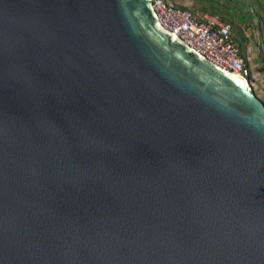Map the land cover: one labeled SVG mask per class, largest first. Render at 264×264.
<instances>
[{
  "label": "water",
  "instance_id": "95a60500",
  "mask_svg": "<svg viewBox=\"0 0 264 264\" xmlns=\"http://www.w3.org/2000/svg\"><path fill=\"white\" fill-rule=\"evenodd\" d=\"M0 264H264V104L147 0H0Z\"/></svg>",
  "mask_w": 264,
  "mask_h": 264
},
{
  "label": "built area",
  "instance_id": "2783aa9c",
  "mask_svg": "<svg viewBox=\"0 0 264 264\" xmlns=\"http://www.w3.org/2000/svg\"><path fill=\"white\" fill-rule=\"evenodd\" d=\"M159 26L187 44L198 56L216 67L240 76L245 82L249 69L229 39V28L217 16L192 13L166 0H147Z\"/></svg>",
  "mask_w": 264,
  "mask_h": 264
},
{
  "label": "rangeland",
  "instance_id": "374dc122",
  "mask_svg": "<svg viewBox=\"0 0 264 264\" xmlns=\"http://www.w3.org/2000/svg\"><path fill=\"white\" fill-rule=\"evenodd\" d=\"M174 5L194 8L199 0H166ZM221 2H226L220 0ZM239 2L238 0H236ZM251 0H243L234 15H227L233 28L243 37V54L249 64V75L246 80L255 96L264 104V2L261 9L255 11L249 5ZM230 4L234 0H229Z\"/></svg>",
  "mask_w": 264,
  "mask_h": 264
},
{
  "label": "trees",
  "instance_id": "16d2710c",
  "mask_svg": "<svg viewBox=\"0 0 264 264\" xmlns=\"http://www.w3.org/2000/svg\"><path fill=\"white\" fill-rule=\"evenodd\" d=\"M226 2H221L220 0H199L198 2L202 5H198L194 8H186L190 10L193 14L194 13H209L211 15L217 16L221 21L227 24L229 28V39L234 43V45L237 48L238 54L242 57L243 62L245 66L249 69V64L246 61V58L243 54V45L244 41L241 38V35L237 34L236 30L233 28L230 20L228 19L227 15L230 13L231 15H234V10L240 7V2L243 0H234V3L229 5V0H224ZM264 2V0H251L249 2V5L254 8L255 11L261 9V3ZM182 7V6H180ZM249 75V74H248Z\"/></svg>",
  "mask_w": 264,
  "mask_h": 264
}]
</instances>
